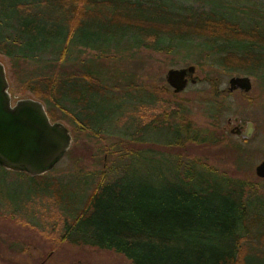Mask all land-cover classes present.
<instances>
[{
	"label": "trees",
	"instance_id": "16d2710c",
	"mask_svg": "<svg viewBox=\"0 0 264 264\" xmlns=\"http://www.w3.org/2000/svg\"><path fill=\"white\" fill-rule=\"evenodd\" d=\"M243 1L0 0V53L16 90L41 100L76 140L84 132L87 146L110 139L97 170L67 179L14 171L29 181L25 200L0 210L44 206L52 215L39 220L51 233L40 234L51 246L107 251L131 264H264V179L247 173V151L228 145L226 164L213 152L225 140L219 73L264 81V9ZM143 49L172 61L198 53L187 60L208 68L209 96L147 91L101 70L108 58ZM196 111L204 126L192 119ZM158 130L167 136L145 135Z\"/></svg>",
	"mask_w": 264,
	"mask_h": 264
},
{
	"label": "rangeland",
	"instance_id": "374dc122",
	"mask_svg": "<svg viewBox=\"0 0 264 264\" xmlns=\"http://www.w3.org/2000/svg\"><path fill=\"white\" fill-rule=\"evenodd\" d=\"M252 2L258 8L264 9V0H252ZM241 3H244V1L241 0ZM188 50L189 52L185 51L183 55H179L181 61H172L169 56L143 49L135 52L130 57H126V59L108 58L109 61L102 63L101 70L108 69L105 72L107 78L114 75L112 72H116L117 77L114 79L117 80H121L124 76H131L134 83L144 84L147 91H150L149 88L154 86L157 91L165 89L167 95L173 91L165 80L166 71L172 67L180 68L195 65L197 82L195 84L189 83L181 93H178V96L188 100L208 97L211 86L204 80V75L208 73V68L204 65L200 68L192 60L188 61V56L198 55L195 52L190 53L191 49ZM92 52L86 50L83 56L91 57ZM0 61L5 65L12 103L19 98L34 97L30 93H19L16 90L9 59L0 53ZM117 72L122 74L118 75ZM232 75L241 74L221 71L217 77V89L221 92L220 100L227 105V108L223 109L221 113L219 125L225 135L224 146L220 148L215 147L213 152L217 158L223 159L226 164L228 157L226 149L228 145H233L247 151L246 162L249 163L247 166L250 169L247 173L251 175L252 173L255 174V165L264 158V81L251 76L252 88L245 96L239 91L228 93L226 92L228 79ZM235 116L244 127L247 122L253 123L254 132L250 138L242 139L238 135L229 132L230 128L234 125H228L227 119L231 118L233 120ZM192 119H194L198 126L206 124L205 117L198 111L192 114ZM63 122L71 131V126L67 122ZM145 135L147 137L167 136L163 130L146 132ZM108 142H110V139L102 141L92 140L89 142L90 145L87 146L85 133L79 131L76 140L75 133L73 132L70 148H76L62 157L52 169L51 175L67 179L70 176L69 174L75 173L77 169L85 171L99 169L103 163L104 165L107 163L106 154L99 150ZM210 151L212 152V150ZM210 151H200V154L208 156V152ZM96 154L98 158L103 157L104 161H95L93 157ZM210 161L217 163V160L212 157ZM248 167H245V169ZM240 173L242 175L245 174L242 171ZM28 183L29 181L25 176L0 167V206L9 205L10 207L24 201V194L28 188ZM36 205L28 204L20 208L19 211L16 210L17 212L14 216L10 213L13 217H10V214L3 213L5 210H0V264H131L124 258L107 251L73 244L51 246V242L40 234V230L46 229L48 224L44 220L41 222L39 219L41 215L43 217L44 215L51 216L52 211L49 212L46 208L44 209V206ZM17 219L31 221L37 224V228L17 222ZM46 232L50 231L46 229Z\"/></svg>",
	"mask_w": 264,
	"mask_h": 264
},
{
	"label": "water",
	"instance_id": "95a60500",
	"mask_svg": "<svg viewBox=\"0 0 264 264\" xmlns=\"http://www.w3.org/2000/svg\"><path fill=\"white\" fill-rule=\"evenodd\" d=\"M195 71V65L172 67L166 71L165 80L174 93H181L189 83H196ZM9 87L5 65L0 61V166L30 176L43 175L70 149L71 131L63 121H51L44 103L37 98L23 97L12 103ZM251 88L249 75H232L228 79L229 91L249 92ZM229 132L250 138L254 126L252 122L245 127L236 124ZM254 173L264 179V158L255 165Z\"/></svg>",
	"mask_w": 264,
	"mask_h": 264
},
{
	"label": "flooded vegetation",
	"instance_id": "af4514ba",
	"mask_svg": "<svg viewBox=\"0 0 264 264\" xmlns=\"http://www.w3.org/2000/svg\"><path fill=\"white\" fill-rule=\"evenodd\" d=\"M197 80H198V78H197ZM235 91H239L240 93H242V94H244V93H248V92H243L242 90H239V89H237V90H233V91H229L228 89H226V92H228V93H233V92H235ZM236 117V116H235ZM237 118V117H236ZM227 124L228 125H236V124H241L240 123V121L238 120V118L235 120H231V121H227ZM242 125V124H241ZM239 136V135H238ZM239 137H241V136H239ZM242 139H246V138H243V137H241Z\"/></svg>",
	"mask_w": 264,
	"mask_h": 264
}]
</instances>
